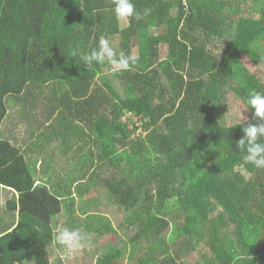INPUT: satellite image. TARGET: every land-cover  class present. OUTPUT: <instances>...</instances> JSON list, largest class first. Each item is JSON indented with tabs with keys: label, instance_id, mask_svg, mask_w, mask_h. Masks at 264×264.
<instances>
[{
	"label": "trees",
	"instance_id": "trees-1",
	"mask_svg": "<svg viewBox=\"0 0 264 264\" xmlns=\"http://www.w3.org/2000/svg\"><path fill=\"white\" fill-rule=\"evenodd\" d=\"M133 2L150 15L122 26L113 0H0V136L13 97L90 147L68 179L35 186L25 154L0 139V184L19 194L8 207L17 225L0 229V264H52L61 214L105 237L106 216L90 210L107 204L123 216L120 237L93 264L126 253L129 264H264V169L237 146L256 122L250 93H264L245 64L264 61V0ZM101 38L137 64L87 68L79 53ZM228 93L250 112L245 122L217 120Z\"/></svg>",
	"mask_w": 264,
	"mask_h": 264
},
{
	"label": "rangeland",
	"instance_id": "rangeland-1",
	"mask_svg": "<svg viewBox=\"0 0 264 264\" xmlns=\"http://www.w3.org/2000/svg\"><path fill=\"white\" fill-rule=\"evenodd\" d=\"M120 21L122 26L126 25V20L120 19ZM164 30L163 28L150 27L151 34H161ZM165 54L166 46L161 45V55L165 56ZM245 64L264 85V61L258 65H254L249 59H245ZM106 74L109 79H112V73H109L107 70ZM40 109L41 107L32 108L28 101L9 97L7 100L8 117L3 121L1 130L3 131L2 138L9 137L10 140L17 141V146L28 150L26 154L28 165L31 170L37 169V165L40 166L42 172L41 178L45 180L42 183L44 185L48 181H50L49 183L56 182L60 177L68 179L66 175L67 171L74 168L78 164L79 159L88 154L90 147L84 141L80 139L76 140L75 136L69 135V138L66 139L63 137L64 134H62L64 132L61 133L62 135L60 134V137L56 129L42 125V122H40ZM215 114L219 123L225 126L245 122L250 117V112L234 93H228L226 102L216 108ZM77 136L79 135L77 134ZM65 170L64 176L63 171ZM239 171L241 172L240 175L244 178L249 177V174L242 169ZM90 194L86 193V195ZM99 200L103 201L104 199L99 197ZM90 211H98V213L106 216L107 220H105L104 225L109 230V233L107 232L108 234L103 238H97L95 235L86 233L91 241L90 246L71 254L63 247L57 245L54 240L50 251H48L52 264H93L97 257L105 254L118 241L120 237L118 225L121 223L123 216L121 217V214L115 215L114 207L108 204L106 206H99L98 210ZM60 225L69 227L67 219L63 214L58 217V226ZM197 256V254H192L188 256V259L192 260ZM128 260L126 253L120 264H129Z\"/></svg>",
	"mask_w": 264,
	"mask_h": 264
},
{
	"label": "clouds",
	"instance_id": "clouds-1",
	"mask_svg": "<svg viewBox=\"0 0 264 264\" xmlns=\"http://www.w3.org/2000/svg\"><path fill=\"white\" fill-rule=\"evenodd\" d=\"M114 13L117 19H136L150 15V9H145L141 14L133 0H113ZM78 53L73 52L75 57ZM81 61L87 68L94 64L103 65L108 62L114 71H128L137 64L139 57L127 55L124 52L119 54L107 39L101 38L98 48H92L90 52L79 53ZM246 103L253 111L252 119L246 127H243V136L237 141V146L243 155L246 164L253 165L256 169H264V93L253 91L250 93ZM235 127V126H234ZM54 240L57 245L63 247L68 253H77L90 246L91 241L86 233L80 229L69 228L67 226H57L55 228Z\"/></svg>",
	"mask_w": 264,
	"mask_h": 264
},
{
	"label": "crops",
	"instance_id": "crops-1",
	"mask_svg": "<svg viewBox=\"0 0 264 264\" xmlns=\"http://www.w3.org/2000/svg\"><path fill=\"white\" fill-rule=\"evenodd\" d=\"M6 139L8 138V142L10 143H16L13 140H10L9 137H5ZM1 140H4V138L0 137ZM17 146V145H16ZM19 147V146H17ZM21 151L25 154L26 161L28 157L26 154L28 153V150H25L23 147H19ZM41 163V162H38ZM37 163V164H38ZM28 164V161H27ZM34 173L36 174V181H35V186L43 185L42 183L45 182L44 179L41 178L42 172L40 166L37 165V169H33ZM47 184V182H46ZM18 200H19V194L12 188L9 187H4L3 185L0 184V229H5L7 228V225H11L13 222V226L15 227L19 221V212L16 211L15 213H10L8 207L10 202H17L18 206ZM15 217V218H14ZM12 230V229H10Z\"/></svg>",
	"mask_w": 264,
	"mask_h": 264
}]
</instances>
